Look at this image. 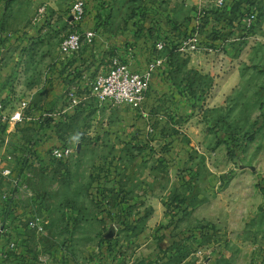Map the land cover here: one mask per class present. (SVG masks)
Masks as SVG:
<instances>
[{
    "label": "rangeland",
    "instance_id": "rangeland-1",
    "mask_svg": "<svg viewBox=\"0 0 264 264\" xmlns=\"http://www.w3.org/2000/svg\"><path fill=\"white\" fill-rule=\"evenodd\" d=\"M77 1L70 0L64 10L49 12L37 21L36 18H41L39 12L30 4L13 5L14 0H0V52L4 54L0 63L7 67L16 64L15 68L23 75L34 62V53L42 57L43 64L70 33L93 30L96 25L92 28L94 19L88 17V11L82 22H72V7ZM104 1L96 4V0H87L88 10L93 5L94 8L103 5ZM214 1L199 5L195 0H131L128 12L121 11L118 16L123 27L112 29L117 35L125 34L119 42L134 43L138 51L139 39L150 38L156 43L165 39L166 34L178 40L198 39L195 54L182 53L173 47L172 53L168 49L162 55L164 61L159 68L160 72L167 64L165 74L170 81L161 83L162 97L171 96L175 106H181L184 101L186 107L181 114L173 113L171 123L157 122V133L183 134L180 130L186 131L184 123L190 120L193 126L190 128L195 130L187 134L192 139L187 138L188 146H195H190L186 163H180L179 168L169 169V163L176 159L161 156V151L168 153L173 149L172 143L163 139L157 144L152 142V135L140 140L141 128L137 124L125 126L123 118L101 116L96 125L93 115L86 114L84 108L92 98L88 89L84 90L78 82L83 81V74H71L73 80L66 88L57 86L58 89L48 91L42 86L37 92H29L37 79L43 83L45 75L41 73L35 80L27 77L26 88L11 91L8 100L12 111L16 112L23 103L27 107L24 121L15 124L16 131L5 136L8 127L0 126V150L13 157L6 158L8 154H4L1 160L13 168L9 178L11 187L17 191L29 184L33 192L30 193L29 187L24 188L21 200L13 195L14 189L2 193L0 207L4 211L1 209L0 224L4 225V219L11 217L14 226L23 224L34 233L39 241L38 249L46 247L45 264H50L51 259L59 264L73 259L79 264L80 256L85 258L83 263L89 264L106 255L112 257L116 252L115 258H124L120 264L134 259L135 263L142 260L147 264H160L164 260V264H264V0H227L223 8ZM115 3L104 4L108 7L105 18L97 17H101L104 25L111 20L113 10L109 9ZM251 14L256 16V21L249 25L247 19ZM129 24L133 25L132 29L127 28ZM112 45L89 79L110 69L111 59L120 46ZM86 47L91 46L85 45L82 50ZM18 53L23 56L18 57ZM76 55L69 58L71 63ZM134 56L138 67L145 68L149 63L139 61L136 51ZM52 66L56 68V64L46 67ZM74 91L83 95L86 91L88 99L73 110L67 94ZM159 101L165 103L163 99ZM32 105L41 111L39 129L30 120ZM109 109L120 112L128 108ZM49 114L54 117L49 118ZM158 114L157 110L155 115ZM56 117L60 119L56 125L59 134L74 154L67 162L44 166L42 155L37 156L35 149L37 136ZM149 134L154 132L150 130ZM115 135H118L116 141L110 139ZM112 145L117 151L114 161L125 159L126 153L133 156L134 152L145 151L142 159L151 163L159 179L167 183V190L161 194L167 198L171 215H181L171 203L174 196L183 195L178 194L179 182H186L183 187L191 190L193 182L203 180L205 188H200L199 196L208 204L206 222L198 219L185 222L182 215L172 224L171 221L157 223L153 227L152 248L141 250L144 245L137 240L138 235L130 234L141 222L135 224L129 220L131 211L123 190L116 191L112 181L107 182L110 176L102 177L107 167L104 161L108 159L104 151ZM95 180L99 183L94 187ZM18 208L22 215L17 214ZM32 222L42 224L44 232L30 228ZM9 240L16 242L12 235ZM112 240L116 241L115 248L110 244ZM31 259L35 264L44 263L38 256ZM0 263L6 262L0 260Z\"/></svg>",
    "mask_w": 264,
    "mask_h": 264
},
{
    "label": "crops",
    "instance_id": "crops-1",
    "mask_svg": "<svg viewBox=\"0 0 264 264\" xmlns=\"http://www.w3.org/2000/svg\"><path fill=\"white\" fill-rule=\"evenodd\" d=\"M89 1L92 0H88V2ZM93 1L95 2V0ZM101 1L104 0H96V4H100ZM195 1H196L195 4L201 5L205 1L209 3H213L214 0L212 1L195 0ZM69 2L70 0H14L13 5H17V4L21 5L28 3L30 4L31 8L33 9L36 8L35 9L36 11H39L41 7H46L47 13H49V12H58L60 10H64L65 8H67ZM130 4L132 5L131 0L116 1L114 6L111 9H109L110 11L113 10V15L111 20L108 21L107 24L100 26V28H98L99 37L96 39L95 44L92 45L91 47H86L84 50L81 51L82 53L80 55L77 54L78 56L76 55L75 57L76 60L72 61L73 63L70 62L71 58L70 59L66 58L60 53V47L56 51L51 52V56L49 58L47 57V59H45V63L43 64L40 62L42 57L40 55L37 56V54L34 53L32 55V57L34 58V62L33 63L31 62V64L27 66V72H25L23 75H21L20 73L21 71L19 72L18 69L15 68L16 64L15 66L11 64L8 65L7 67L6 64L0 63V105L2 106V109H0V126H3L5 128L8 127V131L5 134V136L11 134L10 132H12L16 128L15 124L11 121L12 115L15 111H12L11 108L12 105L10 104V100H8L9 96L11 94V91L13 90L17 91L26 88L27 84L25 83L27 77L28 78L32 77L33 80H35L36 78H39V75L41 73L45 75L43 83L41 82L40 84V80L37 79L36 84L30 85L29 92H33V93L37 92L42 86L48 91H54V89H58L56 88L57 86L66 88L72 82L73 80L72 77H74L73 76L74 74L76 75L83 74L85 75V77H88L91 74H95L96 69L99 68L102 62L101 60H103L104 56L107 55V53H109L112 50L113 43H118L120 45L119 49H117L116 51H122L123 53H125V58L128 60H131L132 57L135 58V56L132 55L135 54V51L136 54H138L136 58H138L139 61L146 62L151 60L152 52L156 43H153V41L150 38L144 41L143 39L138 40L137 44H140L138 51V49L135 48L136 45H134V43L130 44L129 41H127L126 43L119 42L120 41L119 38H124L125 34L117 35L112 31V29L116 30L120 27H123L122 24L118 21L119 19L118 16L120 15L121 11L128 12L129 7L131 6ZM107 8L108 7L105 6L103 7L102 10L103 18H105L104 16L108 12ZM40 17L41 18L39 19L36 18V20L41 21L42 19L45 18V16H40ZM94 25L95 24L92 23V28ZM127 28L132 29L133 25L129 24ZM20 56H23L22 53L21 54L18 53V57ZM3 57L4 54L3 53L1 54L0 52V61L3 59ZM171 58L172 57H169V59ZM53 63L56 64V68L55 66H52V68L47 69L46 66L49 64L54 65ZM22 66H25V63H23ZM166 66L167 64L165 63L163 65L162 71H160L157 74L158 75L157 78L154 79L152 90L151 92H149L146 99V103L142 108V110L138 111L132 108H128L125 109L124 111L121 110L120 112H118L115 109L101 107L98 105V103L92 100H87L88 102L85 103L84 108L88 111L86 114L93 115L91 116V118L92 120H94V123L96 125H98V119L101 120V116H103L104 118L109 116V118L113 117L114 119L120 117L126 121L125 126L129 125L131 127L137 124V128H141V133H139L140 140L142 138L147 139L149 135H152V137L154 138L152 142L156 141L157 144L162 143V141H164L163 139L167 140L169 143L171 142L172 143L171 147L173 149L169 151L170 153L161 151V156L163 155L167 158L169 156H172L173 158L176 159L175 161L169 163V169H173V168H179L180 167L179 165H181L180 163L182 164L186 163L185 157L188 155L187 152L192 150L190 146L191 147L195 146V144H190V146H188L187 140L189 141V139L187 138H190V140L192 139L187 134L195 133V130L190 128L193 127L190 125L191 122L190 120V122L185 121L184 123V127H186L187 130L186 131L180 130L183 134L172 135L167 131L166 134H170V136L168 135L166 136V134L165 133L163 134V132H158L159 134L157 133V129L155 128V124H157V122L158 124H165V125L171 123L172 116H174L173 113L175 112L177 114H181V111L183 110L185 111V107H186L183 104L184 101H182L181 106H175L174 100L171 96L162 97L164 93L162 92V90L159 89V87H161V85L164 83L165 84L170 83V81L166 79L167 76L166 75L167 73L165 74L167 68ZM136 67H138L137 64ZM54 69L56 71H54ZM85 77L82 82L78 81L81 83L83 89L87 87ZM17 78L18 80H16ZM161 99L165 100V103H161L159 101ZM183 100H185V98H183ZM149 104H151L150 107H152L150 111L148 108ZM31 107L34 110L32 114V119L30 118V120L33 122L34 125L38 126V127L34 126V128L39 129L41 127V121H40V119L42 118L40 114L41 111L38 110V106L32 105ZM65 109L68 108L65 107ZM157 110L160 111V114L155 115ZM58 119L59 118L56 117L54 120L48 121V123L45 124L44 128L41 130V133H39L37 136L38 141L36 142L35 149L37 150V156L42 155L41 162L44 164V166L53 165V163H49L48 161V150L51 149L52 147L64 144L63 136L59 134V129L56 127L58 121L60 120ZM17 128H19V126H17ZM150 130L154 132V134H149ZM14 131H16V129ZM94 136H98V135H94ZM117 138L118 135H115L110 139L116 141ZM150 150L152 151L153 148L151 147ZM0 152H1L0 160L2 159L1 157L4 154H8L6 158H10V159L13 158L12 155L10 153H6L4 149H2V151L0 150ZM144 152L139 151V154L141 155H139L138 152L136 153L134 152L133 156H128V153H126L127 157L125 159L121 161L117 159L116 161H114V156H116L117 154L114 145H112L109 148H106L104 151V155L107 156L108 159L105 160L104 162H107V167L105 169L103 168L104 171L102 173V177L104 176L112 177L111 184L115 185L117 189L116 191L120 192L121 190H123L127 198L126 206L131 211L129 214L131 216L129 220L135 222V224L138 221L141 222V224L137 223V225L139 226L137 229L135 227L132 228L133 230L130 232V234H133V236L138 235L137 240L138 241L141 240L142 242L141 245H144L141 248V250L147 249L148 251L150 248H152V245L154 244L152 236L154 235L155 229L153 227L157 223L160 222L167 223L171 221L172 224L174 222V219L176 218L180 219V216L182 215L184 217L185 222L196 221L198 219V221H204L205 223L206 222L205 218H207L206 209L208 208V204H206V201L202 197V195L199 196V194H201L200 188H205L203 185V180L200 181L202 182V184L200 182L197 183L193 182L191 190H188L187 186L183 187L184 184L186 185V182L180 181L178 194L179 195L183 194L184 196L183 195L182 197L174 196L171 203L175 205V208H178L177 212H181V215L180 213H177L176 214L177 216L174 215L175 213H173L172 215L168 213L169 209H167L168 207L167 198H165L164 194H161L164 192V190L165 191L167 190V185H166L167 183L159 179V175H157L156 169L155 167L154 168L152 167L151 163L149 164V162H146L145 160L142 159ZM146 159L149 160L151 158L149 157ZM180 160L183 161L181 162ZM112 161L114 163H112ZM9 181L10 180L8 178H5L2 175H0V195L2 193L4 195L7 190L11 192V190L14 189L15 192L13 193V195L16 196L17 200H21L23 194H25L24 188L29 187V184H26L21 189L19 188L16 191V188L11 187ZM98 183L99 182L96 181L94 187ZM106 186L108 188L109 185ZM31 192L33 191H31L30 188V193ZM1 209L2 208L0 207V214L2 212ZM2 210L4 211V209ZM17 211H18L17 214L22 215L21 208H18ZM3 224L4 225L2 226H5L6 229L5 232L0 234V260L6 262L5 264H26V263L35 264L36 261L35 260L32 261L31 258L32 257L36 258L37 256L40 258L39 259L40 261L47 260L44 259L45 258L44 253L46 251V247L42 248L41 250L38 249L39 241L38 238L34 235V233L29 231L23 224L14 226L13 223L11 222V217L5 218ZM172 228L173 230L176 229V225ZM10 235L14 236L16 242H18V249L16 252H14L15 253L14 255L9 254L10 253L9 242L12 241L9 240ZM133 241L137 242L136 240ZM110 244L113 246V248H115L116 241L112 240ZM116 254L117 252L115 253V255ZM115 255H113L112 257L106 255V257H102L101 260L95 259L89 264H120L124 261L123 257L115 258ZM47 258L51 259L50 257ZM84 261L85 258H82V256H80V259L78 261L79 264H85L83 263ZM49 262L50 264H59L57 261H54L53 259H51ZM74 262L75 261L73 259H69V260L65 259L60 264H78ZM163 262H166V260H164ZM163 262H160V264H164ZM41 264H45V261L44 263ZM126 264H147V263L142 260L141 262L135 263V259H134L131 261L130 260L127 261Z\"/></svg>",
    "mask_w": 264,
    "mask_h": 264
},
{
    "label": "built area",
    "instance_id": "built-area-1",
    "mask_svg": "<svg viewBox=\"0 0 264 264\" xmlns=\"http://www.w3.org/2000/svg\"><path fill=\"white\" fill-rule=\"evenodd\" d=\"M215 3L218 7L223 8L226 7L227 0H215ZM88 8L87 0H78L72 7V22L78 24L82 22L87 15ZM38 12L40 16H45L47 14L46 7H41ZM247 21L249 25H252L256 21V16L254 14L249 15ZM98 37L99 30L70 33L63 40L60 46V53L66 58H72L74 55L80 53L85 45H94ZM197 41L198 39L194 37L177 40L172 36L158 40L154 46L152 58L144 69L136 67L134 57L128 60L125 58V53L116 51L117 55L111 59L110 69L100 73L95 79L85 77L87 87L84 90L87 91L88 89L90 92L89 97L101 107H126L138 111L142 110L147 96L152 90L155 76L163 64L164 59L162 55L173 47L178 48L182 53L185 52L193 55L199 48ZM86 91L84 95L78 94L75 91L67 94L70 108L74 110L88 99ZM26 107L27 104L23 103L20 109L13 113L11 121L14 124L24 121V110ZM0 109H2L1 105ZM53 117V114H49V118ZM73 154L72 147L61 144L48 150V161L49 163H64L70 160ZM12 173L13 168L8 166L4 160H0V175L9 179ZM30 228L36 230L38 233H43L45 229L39 222L30 223ZM5 229V226L0 225V234L5 232ZM17 249L18 243L11 241L9 251L16 252Z\"/></svg>",
    "mask_w": 264,
    "mask_h": 264
},
{
    "label": "trees",
    "instance_id": "trees-1",
    "mask_svg": "<svg viewBox=\"0 0 264 264\" xmlns=\"http://www.w3.org/2000/svg\"><path fill=\"white\" fill-rule=\"evenodd\" d=\"M115 1H117V0H109V2L107 0V1H104L103 2V5L102 4L101 5H97V6H95V8L93 7L94 5L92 7H90L91 9L88 10V14H89L88 17L91 16L90 17L91 20L94 19V22L93 23L96 25V27L94 28V30H99L98 28H100V26H103L104 25L101 17L97 18L98 16H102V10H103L104 4L107 5V4H110V3L115 2ZM169 36H171V35H167L166 34V38L169 37ZM173 49H170L171 53L173 52ZM109 181H112V177H110L109 179H107V182H109ZM108 243H110V242H108Z\"/></svg>",
    "mask_w": 264,
    "mask_h": 264
},
{
    "label": "water",
    "instance_id": "water-1",
    "mask_svg": "<svg viewBox=\"0 0 264 264\" xmlns=\"http://www.w3.org/2000/svg\"><path fill=\"white\" fill-rule=\"evenodd\" d=\"M112 237V235H109V238H111Z\"/></svg>",
    "mask_w": 264,
    "mask_h": 264
}]
</instances>
